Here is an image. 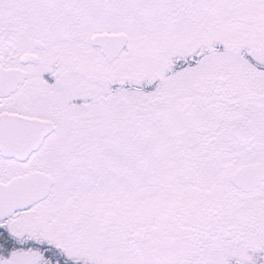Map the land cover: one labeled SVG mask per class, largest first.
Returning a JSON list of instances; mask_svg holds the SVG:
<instances>
[{"label":"snow or ice","instance_id":"obj_1","mask_svg":"<svg viewBox=\"0 0 264 264\" xmlns=\"http://www.w3.org/2000/svg\"><path fill=\"white\" fill-rule=\"evenodd\" d=\"M0 264H264V0H0Z\"/></svg>","mask_w":264,"mask_h":264}]
</instances>
